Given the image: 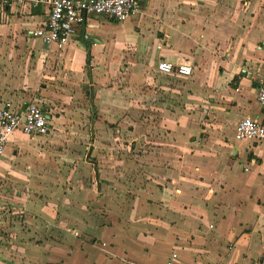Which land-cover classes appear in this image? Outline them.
<instances>
[{
	"label": "crops",
	"instance_id": "obj_1",
	"mask_svg": "<svg viewBox=\"0 0 264 264\" xmlns=\"http://www.w3.org/2000/svg\"><path fill=\"white\" fill-rule=\"evenodd\" d=\"M48 13L0 7V108L51 119L0 162V264H264V145L235 138L264 119V0H140L123 23L88 16L62 50L34 36Z\"/></svg>",
	"mask_w": 264,
	"mask_h": 264
},
{
	"label": "built area",
	"instance_id": "obj_2",
	"mask_svg": "<svg viewBox=\"0 0 264 264\" xmlns=\"http://www.w3.org/2000/svg\"><path fill=\"white\" fill-rule=\"evenodd\" d=\"M25 3L48 8V20L34 32V36L46 46L62 50L78 33V29L85 26L88 16L98 15L111 23H123L137 14L140 0H0V7L5 9ZM84 37L88 39L86 34ZM157 70L161 74L184 78L193 74L189 64H173L164 60L158 63ZM241 73L249 75L250 71L244 68ZM258 102L264 109V78L260 82ZM50 127V116L37 103H28L23 110L14 109L9 103L4 104L0 108V162L15 132L40 137L47 135ZM235 138L237 141L264 145V119L259 121L245 117L236 126ZM244 170L248 171L247 168Z\"/></svg>",
	"mask_w": 264,
	"mask_h": 264
},
{
	"label": "rangeland",
	"instance_id": "obj_3",
	"mask_svg": "<svg viewBox=\"0 0 264 264\" xmlns=\"http://www.w3.org/2000/svg\"><path fill=\"white\" fill-rule=\"evenodd\" d=\"M138 107L135 108L136 109V112H137V115L140 116V117H143L144 116V107H143V104L142 103H139L138 104ZM78 127H79V129L77 131L73 132V134H72L77 139L79 138L80 135H82L81 133L83 132V130L86 129V128H83L80 125ZM80 128H82L81 131H80ZM98 132H99V130L96 129V126L91 127V130H88V132L86 134L87 135V138L89 139L90 136H92V135L95 137L96 133H98ZM135 145H136V143H135ZM137 145H138V148H136V146H134V150H136V154L135 155L141 156L143 154V152L145 151V147H147V146L143 147L144 145H143V142L142 141H140ZM88 148H89V146H88ZM84 152L86 154H88L89 151L84 150ZM76 159L77 160H80V161H83L82 159L85 160V157H84V155L82 153L80 159L78 157ZM91 161H93V159H91V156H90V158L88 159V162H91ZM85 177L87 178L88 181H92L94 179V175L90 171L85 175ZM91 191H93V193L96 194V188L91 189ZM11 192H12V189L8 190L7 191V194L8 193L10 194ZM13 195L14 194H12V196ZM87 200H88V196H87ZM4 202L5 201L0 200L1 206H4V204H5ZM8 205H7V207H10L9 202H8ZM98 207H99L98 205H92L91 203H87V215H88V219H92L95 215H97V217H98V215H104V214L107 215L106 211L103 210V208L98 209ZM10 208L12 209L13 207H10ZM13 214H17V213H15L13 210H11V212L9 213V215L12 216ZM18 216H20L19 213H18Z\"/></svg>",
	"mask_w": 264,
	"mask_h": 264
}]
</instances>
